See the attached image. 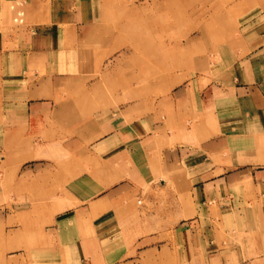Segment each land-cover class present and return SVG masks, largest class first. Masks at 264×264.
I'll return each instance as SVG.
<instances>
[{
	"label": "crops",
	"instance_id": "0c3cea01",
	"mask_svg": "<svg viewBox=\"0 0 264 264\" xmlns=\"http://www.w3.org/2000/svg\"><path fill=\"white\" fill-rule=\"evenodd\" d=\"M200 3L231 61L139 83L102 0H0V264H264V0Z\"/></svg>",
	"mask_w": 264,
	"mask_h": 264
},
{
	"label": "rangeland",
	"instance_id": "374dc122",
	"mask_svg": "<svg viewBox=\"0 0 264 264\" xmlns=\"http://www.w3.org/2000/svg\"><path fill=\"white\" fill-rule=\"evenodd\" d=\"M200 1L102 0L105 23L114 31L113 34L118 31L122 35L120 42L117 44H114V37V39L110 38L107 42L105 61H112L113 55L117 52L133 49V59L130 62L133 64V72L137 74L139 83H145L146 79L156 80L163 70L168 69L165 66L167 62L165 63L163 60L164 57L166 61L169 57L170 69L176 71L179 68L181 69L184 64L187 67L189 57L192 55H200L206 68L210 63L216 61H223L224 64L231 61L229 60L231 55H228L226 48L228 40L226 31L230 25L229 22L227 23L226 16L214 14L210 17V5H202ZM217 8L220 9V6H217ZM212 9L215 10L216 6ZM193 10L197 13H194ZM193 13L200 16L198 25L202 26L205 35L199 43V48H197L200 49L201 53L181 54L177 50H170L169 54L167 52L164 54V47L169 46L172 48L177 46L178 43H187L188 38L186 35L192 32V30H189L192 27L189 26L194 23ZM108 51L110 52L108 53ZM148 58L151 60L150 64L147 63ZM146 67H152V72H147ZM206 68L203 70L205 71ZM224 72L226 70L221 69L216 73H218L217 75H223ZM137 88L145 90L153 87L137 85ZM154 89L155 94L162 93L160 86H155ZM150 92L152 93V91Z\"/></svg>",
	"mask_w": 264,
	"mask_h": 264
}]
</instances>
